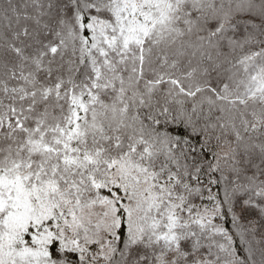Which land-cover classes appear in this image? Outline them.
<instances>
[{"label": "snow or ice", "instance_id": "snow-or-ice-1", "mask_svg": "<svg viewBox=\"0 0 264 264\" xmlns=\"http://www.w3.org/2000/svg\"><path fill=\"white\" fill-rule=\"evenodd\" d=\"M0 264H264V0H0Z\"/></svg>", "mask_w": 264, "mask_h": 264}]
</instances>
